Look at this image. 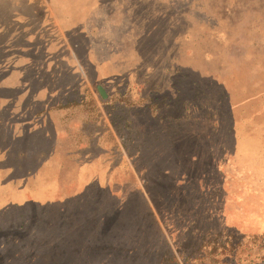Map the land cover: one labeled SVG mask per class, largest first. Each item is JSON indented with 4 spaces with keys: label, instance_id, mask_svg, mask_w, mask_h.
Instances as JSON below:
<instances>
[{
    "label": "rangeland",
    "instance_id": "1",
    "mask_svg": "<svg viewBox=\"0 0 264 264\" xmlns=\"http://www.w3.org/2000/svg\"><path fill=\"white\" fill-rule=\"evenodd\" d=\"M0 264H264V0H0Z\"/></svg>",
    "mask_w": 264,
    "mask_h": 264
},
{
    "label": "trees",
    "instance_id": "2",
    "mask_svg": "<svg viewBox=\"0 0 264 264\" xmlns=\"http://www.w3.org/2000/svg\"><path fill=\"white\" fill-rule=\"evenodd\" d=\"M58 76H60V75H58ZM78 85L79 84H77V86ZM179 92H180V89H179ZM164 98L166 99L167 102H164ZM164 98H162V100H161L162 102L161 101H155L154 99L151 98V100L154 101V102L140 104L141 105V108L143 107V109L148 112V116H154V113H156V110L157 109H160V108L161 109L162 108L165 109L167 106H173V105H175L174 102H173V105H172L171 98L168 97V95L165 96ZM79 99H80L79 101L78 100L77 101L74 100L73 102H69V103L66 102L65 106H70L71 103L74 104V103H79V102H82L83 101V97L82 96H80ZM179 101H177V102L179 103ZM116 102L117 103H121V104H123L125 106H128V107H131L132 106L131 103H129L128 101H125L124 99L116 100ZM178 103H177V105H178ZM186 106H187V103L186 102L180 103V105L178 106V111L180 113L178 117L183 122L185 120H188L191 117V114H192V108L185 109ZM147 112H145V113H147ZM141 116L144 117V113ZM166 117H167L166 115L160 114V116L158 118H159V121L162 122V121L166 120ZM154 118H156V117H154ZM133 123L134 124L137 123V124L140 125L139 127L143 131V136L146 137V138H152L153 135L157 134V130L152 129V125L150 123H147L146 122L145 126H142L140 123H138L137 119H135L133 121ZM220 125L221 124L217 123V126L218 127ZM179 126L180 127H178V128H180V129L177 128L179 130V132H180V130H181V133L187 132L189 137H187V138H182V137L181 138L180 137L174 138V135H173L172 136L173 137V140L171 141V138L172 137L169 140L170 144L172 145L173 149L176 150L177 153H180L181 155H185V156H189L190 155L193 159L198 160L199 159V156H200V154L198 152L199 151V148H198V143L199 142H196L193 139V137H191V136H198L197 133L190 132L191 128L189 129V131L186 130L185 127L183 128V126H184L183 123L180 124ZM177 129H176V132H175L176 134H178ZM160 130L163 131L162 129H160ZM217 130H220V129H217ZM168 134H170V129L167 130V133H165V136L167 137ZM168 170H169L168 168H165L164 171H163L164 174H168ZM147 189H148L149 194L151 195V197L154 199V196H153L150 188L148 187V185H147Z\"/></svg>",
    "mask_w": 264,
    "mask_h": 264
},
{
    "label": "crops",
    "instance_id": "3",
    "mask_svg": "<svg viewBox=\"0 0 264 264\" xmlns=\"http://www.w3.org/2000/svg\"><path fill=\"white\" fill-rule=\"evenodd\" d=\"M44 110H46L45 108H43ZM45 112H47V111H45ZM27 130H30V127H28V129ZM46 133L47 132H44V135L46 136ZM44 138V137H43ZM46 139H47V136L45 137Z\"/></svg>",
    "mask_w": 264,
    "mask_h": 264
},
{
    "label": "water",
    "instance_id": "4",
    "mask_svg": "<svg viewBox=\"0 0 264 264\" xmlns=\"http://www.w3.org/2000/svg\"><path fill=\"white\" fill-rule=\"evenodd\" d=\"M100 91L102 92V94H103L104 96H106L104 90H103L101 87H100Z\"/></svg>",
    "mask_w": 264,
    "mask_h": 264
}]
</instances>
